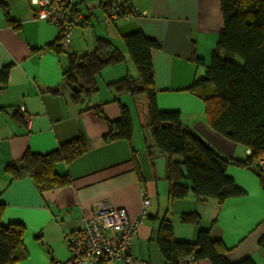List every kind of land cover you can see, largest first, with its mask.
<instances>
[{
	"label": "crops",
	"instance_id": "crops-1",
	"mask_svg": "<svg viewBox=\"0 0 264 264\" xmlns=\"http://www.w3.org/2000/svg\"><path fill=\"white\" fill-rule=\"evenodd\" d=\"M84 1L89 5L86 14L93 15L91 25L78 26L69 51L58 53L46 46L57 38L59 28L36 17L32 0H0V71L6 68L3 79L7 86L0 90V204L4 205L1 222L25 227L29 256L18 264L68 260V236L94 216L97 203L107 200L116 208H125L133 220L141 215L144 194L151 204L132 248L143 264H166L158 238L160 224L166 218L172 221L178 239L195 242L199 230L208 229L213 239L223 241L231 263L251 257L257 264H264V249L259 244L264 234V191L253 171L228 163L226 175L242 193L224 203L216 199L204 201L193 194L170 201L168 158L157 149L152 156L147 148L150 134L143 127L149 119L147 102L143 104L144 118L138 124L133 97L129 93L116 96L109 86L126 75H137L134 64L128 59L110 65L98 76V93L84 96L78 103L72 101V90L64 81L70 53L93 51L97 37L111 39L125 51L122 36L142 31L146 38L161 45L152 48L159 106L179 109L185 124L222 155L246 158L249 149L210 127L206 102L186 91L194 79L204 76L217 47L224 25L220 1L129 0L128 6L138 13H127L111 22L101 18V0H76ZM89 28H94L93 32ZM199 59L204 64H199ZM55 88L59 91H53ZM120 102L128 106L133 116L131 142L137 162L129 140L106 138L108 123L95 109L96 105L107 103L105 115L118 120ZM23 106L33 116L30 126L23 119ZM77 136L87 139V153L69 164L60 162L54 166L57 173L70 174V185L43 192L30 176L14 179L8 172V164L27 151L50 153ZM186 212H197L199 221L184 223L180 216ZM86 264L115 263L102 259ZM199 264L212 263L204 259Z\"/></svg>",
	"mask_w": 264,
	"mask_h": 264
},
{
	"label": "trees",
	"instance_id": "trees-1",
	"mask_svg": "<svg viewBox=\"0 0 264 264\" xmlns=\"http://www.w3.org/2000/svg\"><path fill=\"white\" fill-rule=\"evenodd\" d=\"M219 1L224 25L219 33L217 47L213 50L211 62L206 65L204 76L194 79L186 91L206 102V118L210 127L249 149L250 153L244 159L222 155L185 124L179 109H162L159 106L152 48L161 45L146 38L142 31L122 36L125 51L114 45L111 39L97 37L93 51L82 55L69 54V65L64 74V81L72 90V101L78 103L82 97L98 93V76L110 65L128 59L134 64L137 75H126L109 83V86L115 90L116 96L129 93L136 104L142 95L145 96L146 116L149 119L143 127L150 134L147 148L152 156L157 149L168 158V195L173 202L193 194L204 201L216 199L224 203L229 197L241 194L235 181L226 175L228 163L253 171L264 191V171L259 165V159L264 158V0ZM128 3L129 0H125L117 4V9L120 7L122 10L117 18H124L127 13H138ZM111 4L112 0H101V18L109 14ZM68 9L73 37L77 26L91 25L93 15L86 14L89 11L86 1L72 0ZM77 14L81 16L73 21ZM106 21H114V18ZM61 30L57 38L46 46L58 53L67 52L62 44ZM198 63L204 64L202 59ZM5 69L0 71V90L7 87L3 79ZM53 91L59 90L55 88ZM107 103L95 106L98 114L108 123L106 138L129 140L131 154L137 162L131 142L134 120L130 109L120 102L121 117L110 120L105 115ZM88 147L87 139L77 136L63 142L50 153L27 151L20 159L9 163L7 170L14 179L30 176L43 192L63 188L71 184L72 178L68 173H57L54 166L60 162L71 163L87 153ZM146 200L150 203L145 208ZM150 204L151 199L144 194L142 209L145 208V212L140 216V222L147 216ZM3 209L4 205L0 204V264H18L29 256L24 242L25 227L18 223L3 224ZM180 217L184 223H195L200 219L197 212L182 213ZM158 238L167 258L166 264L191 255L196 256V264L204 259L210 260L212 264H257L251 257L231 263L226 257L228 249L223 241L213 239L208 229H200L195 242L176 238L174 225L167 218L160 224ZM259 244L264 249V234Z\"/></svg>",
	"mask_w": 264,
	"mask_h": 264
},
{
	"label": "built area",
	"instance_id": "built-area-1",
	"mask_svg": "<svg viewBox=\"0 0 264 264\" xmlns=\"http://www.w3.org/2000/svg\"><path fill=\"white\" fill-rule=\"evenodd\" d=\"M72 0H32L35 4V13L38 19L46 20L58 26L63 32L62 44L68 50L72 42L73 24L70 22L68 5ZM123 0H112V6L108 10L105 19L118 17L122 12L117 4ZM129 15V14H127ZM81 15H76L73 21H77ZM22 116L30 126L33 116L22 107ZM259 165L264 171V158L259 159ZM149 201H144V207L149 206ZM145 208L141 210L144 215ZM140 215V216H141ZM140 224V217L131 220L125 208H116L109 201L102 200L97 203L94 216L86 219L81 228L72 232L67 239L71 250V257L64 262L55 264H86L90 261L102 259L113 263L141 264L132 251L133 239ZM168 264H196V256L191 255Z\"/></svg>",
	"mask_w": 264,
	"mask_h": 264
},
{
	"label": "rangeland",
	"instance_id": "rangeland-1",
	"mask_svg": "<svg viewBox=\"0 0 264 264\" xmlns=\"http://www.w3.org/2000/svg\"><path fill=\"white\" fill-rule=\"evenodd\" d=\"M79 27L77 26L75 29H74V34H75V31L78 29ZM89 30V32H93V30H94V28H89L88 29ZM73 37H72V42H73ZM72 42L70 43V45L72 44ZM67 51H69V49L67 50ZM238 61H240L241 62V60L240 59H238ZM147 102V100H146V98H145V96H141V98H139L138 99V102H137V111L135 112L134 111V118H135V121L138 123V124H140V121L139 120H142L143 118H144V110H143V108H144V106H143V104H145ZM144 124V123H143ZM31 125V124H30ZM71 257V252H70V256H69V258Z\"/></svg>",
	"mask_w": 264,
	"mask_h": 264
},
{
	"label": "bare ground",
	"instance_id": "bare-ground-1",
	"mask_svg": "<svg viewBox=\"0 0 264 264\" xmlns=\"http://www.w3.org/2000/svg\"><path fill=\"white\" fill-rule=\"evenodd\" d=\"M62 35H63V32H62ZM134 254V253H133ZM135 256V255H134ZM136 257V256H135Z\"/></svg>",
	"mask_w": 264,
	"mask_h": 264
}]
</instances>
